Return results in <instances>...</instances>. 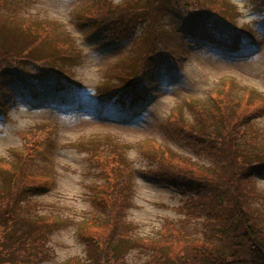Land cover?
I'll use <instances>...</instances> for the list:
<instances>
[{
    "label": "trees",
    "instance_id": "trees-1",
    "mask_svg": "<svg viewBox=\"0 0 264 264\" xmlns=\"http://www.w3.org/2000/svg\"><path fill=\"white\" fill-rule=\"evenodd\" d=\"M161 1L182 16L181 32L176 38L164 37L165 25L161 16L154 13ZM238 11L232 0H92L76 13V20L95 24L96 31H104L107 38L131 34L139 23L146 21L145 31L139 33L127 54L110 62L100 90L109 101L138 108L154 92L158 68L155 64L162 59L164 68H173L174 73L190 46L207 43L235 56L257 46L250 29L238 24ZM0 21L6 33L22 40L18 47L0 48V114L15 93L9 82H14L19 73L25 79L19 92L34 102L69 108L82 105L75 101L79 88H74L69 78L72 59H76L79 49L68 26L58 19L25 12L20 0H0ZM216 25L222 28V34L213 32ZM54 50L59 51V57H54ZM22 59L38 66L41 84L35 83L34 75L18 65ZM13 64L17 70H8L14 68ZM227 88L217 97H191L188 108L193 116L183 112L182 106L169 116L173 133L198 151L212 153L213 165L201 164L161 144L153 143L149 148L148 155L155 164L146 172L187 195L186 213L204 214L207 228L220 240L187 236L188 240L183 236L174 254L171 251L173 264H264V191L256 188L252 176L264 172V127L257 121L264 114V93L252 88ZM49 91L53 93L47 95ZM56 93L64 95L56 98ZM81 141L90 145V153L100 161L102 180L89 186L97 213L86 219L88 231L80 232V236L95 256L92 264H121L117 244L119 239L131 238V234L116 229L121 223L127 224L134 166L121 145L107 143L110 152H103L105 145L98 142L104 140ZM38 146L39 142L33 140L24 151L15 149L12 157L0 158V237L13 229L19 219L13 209L16 203L46 189L50 182L46 167L36 163L40 155ZM258 196L263 199L256 202ZM98 214L103 217L97 218ZM53 221L55 217L50 216L40 223ZM40 234L42 231L36 229L22 243L39 241ZM6 248H0V255ZM38 252L37 259L43 251ZM155 257H159V264H167L161 253ZM67 264L88 263L75 257Z\"/></svg>",
    "mask_w": 264,
    "mask_h": 264
},
{
    "label": "rangeland",
    "instance_id": "rangeland-1",
    "mask_svg": "<svg viewBox=\"0 0 264 264\" xmlns=\"http://www.w3.org/2000/svg\"><path fill=\"white\" fill-rule=\"evenodd\" d=\"M20 1L25 12L58 19L75 34L79 50L76 59H72L69 78L73 87L79 88V98L75 101L79 100L82 105L74 103L75 106L69 108L57 103H36L19 92L25 80L20 73L14 82H9L15 93L2 111L5 115L0 117V158H10L15 149L24 151L26 144L36 140L40 149L36 163L46 167L50 182L46 189L16 203L13 209L19 219L13 229L0 237V248L7 247L0 255V264H67L75 257L93 263L95 256L80 232L88 231L86 219L97 213L90 199L89 186L102 180V165L90 153V145L81 139L104 140L98 142L105 145L103 152H110L107 143L121 145L122 152L134 166L127 224L121 223L116 229L131 234V238L119 239L117 244L118 258L123 260L121 264H159V257L155 256L160 253L166 257L167 264H173L171 251L174 254L183 236L188 240L187 236L220 241L207 228L204 214L189 216L186 213L187 195L146 172V168L155 164L148 152L153 143L161 144L201 164H214L212 153L198 151L173 133L169 116L181 106L183 112L193 116L188 108L191 97H217L229 86L264 93V0H232L239 10L238 24L250 29L257 46L252 45L240 56L229 55L207 43L190 46L174 73H171L173 68H164L162 59L155 64L158 68L154 92L150 100L138 108L109 101L100 90L110 62L127 54L139 33L145 31L146 21L139 23L131 34L107 38L104 31H96L95 24L76 20V13L92 0ZM154 13L161 16L160 21L165 25L164 37L176 38L182 25L178 11L161 1L156 4ZM212 28L216 34L223 32L219 25ZM21 41L6 33L0 21V48L18 47ZM53 55L59 57L60 53L54 50ZM18 65L34 75L35 83L41 84L36 64L22 59ZM13 67L8 70L16 71L17 67L14 64ZM52 93L49 91L47 95ZM63 95L56 93L54 96ZM257 121L264 127V114ZM111 138L114 139L109 140ZM252 176L256 188L264 191V172ZM262 199L258 196L254 200ZM18 206L29 209L17 210ZM50 216L55 217V221L40 223ZM36 229L42 231L40 240L22 243ZM38 250L43 252L37 259Z\"/></svg>",
    "mask_w": 264,
    "mask_h": 264
}]
</instances>
